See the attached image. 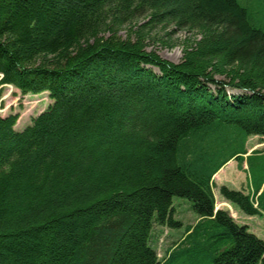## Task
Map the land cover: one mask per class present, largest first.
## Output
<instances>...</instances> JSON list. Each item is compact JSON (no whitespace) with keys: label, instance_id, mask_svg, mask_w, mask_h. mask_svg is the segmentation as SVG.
I'll return each mask as SVG.
<instances>
[{"label":"trees","instance_id":"obj_1","mask_svg":"<svg viewBox=\"0 0 264 264\" xmlns=\"http://www.w3.org/2000/svg\"><path fill=\"white\" fill-rule=\"evenodd\" d=\"M170 62L151 45L173 47ZM123 34V35H122ZM51 104L14 129L0 115V264H264V240L215 210L214 175L246 163L264 217V8L241 0H0L2 88ZM230 91V92H229ZM232 91H236L232 92ZM195 222L164 256L155 225Z\"/></svg>","mask_w":264,"mask_h":264},{"label":"rangeland","instance_id":"obj_2","mask_svg":"<svg viewBox=\"0 0 264 264\" xmlns=\"http://www.w3.org/2000/svg\"><path fill=\"white\" fill-rule=\"evenodd\" d=\"M241 1L243 3H247V9L250 11H254L256 13V16H259V9L263 10L264 8V0ZM188 37L189 35L185 32H178L172 37V39L176 41V44L173 47H168V45L170 44L169 42L166 43V45H151L149 47V50H153L162 58L170 62L177 63L182 56V46L180 42ZM232 92L236 93V91ZM51 103L52 102L48 98V94L45 92L37 95L27 94L23 96L12 86H4L2 88L1 95L0 115L2 117H5L10 114H18L19 118L15 124L14 129L17 131H21L30 124V120L32 117H35L36 115L44 111ZM262 148H264V138L261 139L259 137H250L248 139L247 149H253L250 151V153L254 150H260ZM250 170L254 176H258L259 178H262L264 176V168L261 166H258L257 168L256 165H251ZM218 181L223 182L224 180L220 178ZM226 186L229 189L235 190L234 188H231L232 186H230L229 184H226ZM218 189L219 188L215 185V206L221 207L222 210L227 211L230 217L235 222L238 220L239 223H243L241 225L247 224L250 232L256 229V236L264 240V219L260 218L258 223V219L254 217H248L243 215L242 213H239V211L235 207L222 199V197L219 195ZM221 201L223 204H220ZM172 203L174 208V220L182 223V227L179 230H173L157 225L153 227L151 245L155 249L157 257L160 259L164 256L165 250L169 246H171L173 242H176L181 237L183 228L187 225H192L196 219L195 214L191 209V204L187 200L175 197L172 199Z\"/></svg>","mask_w":264,"mask_h":264},{"label":"crops","instance_id":"obj_3","mask_svg":"<svg viewBox=\"0 0 264 264\" xmlns=\"http://www.w3.org/2000/svg\"><path fill=\"white\" fill-rule=\"evenodd\" d=\"M254 149V148H253ZM253 149H248V153H250L251 150ZM249 172L247 170V165L246 163H242L240 164L238 161L236 160H231L229 161L222 169H220L213 177V181L215 183V185L219 188L220 186H226V184H229L230 186H232L231 188H234L235 190H240V189H245L246 190V194H249L250 197H254L256 199V196H258L259 192L261 190H259L256 193V196H254V189L253 185L251 183V179L249 176ZM224 180L223 182H219V179ZM217 180V181H216ZM232 181V182H231ZM225 184V185H224ZM227 187V186H226ZM216 201V200H215ZM220 204H223L222 201L220 202ZM233 206V205H232ZM235 207V206H233ZM236 208V207H235ZM221 209V207L215 206V210ZM237 209V208H236ZM238 210V209H237ZM239 211V210H238ZM239 213H241L239 211ZM253 218V217H252ZM256 219H258V223L260 218L264 217H254ZM236 223L238 224H243V223H239L238 220L236 221ZM248 227L247 224H244ZM256 226V223H255ZM249 228V227H248ZM250 230V229H249ZM252 233L255 234L256 229H254V231H251ZM256 235V234H255Z\"/></svg>","mask_w":264,"mask_h":264},{"label":"bare ground","instance_id":"obj_4","mask_svg":"<svg viewBox=\"0 0 264 264\" xmlns=\"http://www.w3.org/2000/svg\"><path fill=\"white\" fill-rule=\"evenodd\" d=\"M254 201H255V198L254 197H251ZM254 205L256 206V201L254 202ZM249 229V228H248ZM252 233V232H251Z\"/></svg>","mask_w":264,"mask_h":264}]
</instances>
